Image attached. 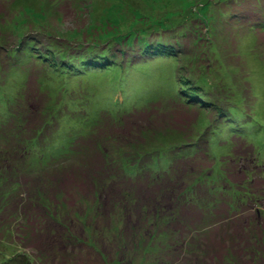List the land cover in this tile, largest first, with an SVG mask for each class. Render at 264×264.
<instances>
[{
  "label": "rangeland",
  "instance_id": "obj_1",
  "mask_svg": "<svg viewBox=\"0 0 264 264\" xmlns=\"http://www.w3.org/2000/svg\"><path fill=\"white\" fill-rule=\"evenodd\" d=\"M0 11V124L10 119V107L19 118L23 113L25 120L44 113L41 117L46 121L42 130L20 146L24 160L17 167L30 179L37 178V184H43L50 195L43 199L27 188L23 203L28 206L20 212L40 213L38 207L41 212H48L45 217H37L45 226L44 235L35 236L36 242L30 237L31 246L24 245L17 235L27 224L17 209H8L5 220L0 217V263L16 256L18 259L29 257L34 264H103V252L109 255V264H170L175 257L180 264H197L199 257L194 261L197 250L184 252L170 245L171 233L152 228L136 235L127 230L124 227L129 219L126 196L137 191L132 182L134 185L138 179L144 182L141 184L143 198H149L152 192L145 181L156 175L162 178L169 172L170 164L157 166L156 162L149 161V152L167 143L175 144L190 132L193 138L204 126L205 131L211 129L213 114L217 116L218 112L215 113L217 109L205 111L210 97H215L213 102L217 106L223 102L240 107L241 120L247 123L241 126L247 129L243 136L261 156L257 162L248 149L245 152L250 157L240 160L230 150V140L219 141L222 138L214 134L209 147L215 164L230 170L245 167L248 174L264 170V29L249 28V25L264 26V0H0ZM28 37L39 40L34 41L37 46L32 45V49L51 50L48 56L51 59L70 57L71 66L82 63L78 56H87L96 63L94 51L102 46L105 49L98 58L108 59L113 70L92 77L88 73L81 79L72 74L68 78L60 77L53 72L52 80L43 82L38 71V78L35 74L28 75L29 69L37 70L38 65L28 60L24 64L15 61L19 52L12 49ZM161 38L167 45L169 40H177L186 47L172 62L180 77H185L186 82L191 79L199 86L198 93L203 94L199 100L204 107H192L182 95H172L166 90L171 66L163 59L143 63L134 70L126 69L132 63L129 56L144 47L151 49L163 44L158 42ZM176 47L181 49L179 45ZM9 60L14 65L8 67ZM52 62V66L60 67L58 61ZM144 69L151 72V78L144 75ZM65 74L68 76V72ZM158 98L160 102L147 103ZM99 111L101 116L95 121ZM181 116L182 120H178ZM69 136H74L69 145L74 151L60 152ZM96 140L107 146L106 162L110 156L117 158L111 167L135 164L140 157L135 151L145 155L135 172L128 175L130 182L123 185L116 178L115 183L108 184L112 188L102 193L100 203L98 195L89 200L54 195L51 184L43 183L44 178L56 175L62 166L98 154ZM121 155L125 156L123 161ZM145 161L153 163L152 170ZM219 171L213 169L212 173ZM25 188L21 187L24 191ZM242 188L235 201L238 202L239 196L246 199L241 203L246 208L251 206L246 213L253 212L255 206L264 212V193L247 199L242 195L245 192ZM109 191L116 199L108 197ZM131 218L141 220L134 214ZM182 234L185 235L184 231L177 230L172 235ZM206 238L212 239L211 234ZM194 239L204 241L203 237ZM23 240L28 242L27 238ZM168 247L177 252L170 251L167 257L164 250Z\"/></svg>",
  "mask_w": 264,
  "mask_h": 264
},
{
  "label": "trees",
  "instance_id": "obj_2",
  "mask_svg": "<svg viewBox=\"0 0 264 264\" xmlns=\"http://www.w3.org/2000/svg\"><path fill=\"white\" fill-rule=\"evenodd\" d=\"M249 26L250 29L254 27L264 29V26L261 25ZM36 36L39 38L38 35ZM30 37L24 42L18 41L17 45L19 44V47L13 48L12 51L19 53L16 57L12 54L11 59L15 57L16 63L20 64H24L28 60L29 63L38 65L39 68L37 70L30 68L28 75L35 74L34 77L38 78L36 74L38 71L39 78H43V82L51 81L50 74H53V72L57 73L60 77L65 76L68 78L72 74L74 77L81 79V77L86 76L88 73H91L92 77L95 74H106L113 70L109 66L110 64L107 63L108 59L102 61L98 58L102 57L100 56V54L102 55L101 50L105 49L101 48L102 46L99 50L94 51L96 55H93V57L96 63L89 61L87 56H78L82 63L76 66L73 63L72 65L74 66H71L70 57L59 56L56 59H51L50 57L48 58L51 50L47 48H44V50L32 49V45L36 44L34 41L38 39H30ZM161 40L163 38L158 42L163 44L156 45L155 47L151 46V49L144 47L141 51H138L131 57L129 56L132 63L127 64L126 69L134 70L139 68V65L143 63L146 64L156 59H163L166 61L165 63H169L171 66L170 84L166 86V90L172 95H182L192 107L203 106V101L199 100V97L202 98L203 96V94L198 93L199 86L195 84L196 82H191V79L186 78V82L185 77H180L172 62L177 59V55L184 53L186 47L180 45L177 40H169L168 45ZM152 42L155 41L151 40ZM176 45H179L181 49H178ZM36 46L35 48H37ZM89 50L90 48L84 52ZM174 54L176 57H174ZM9 55H11V52H9ZM50 60L54 62L58 61L57 64L60 67L52 66L53 62ZM97 63L100 65H95ZM7 65L8 67L14 65L13 61L9 60ZM93 68L95 69L92 70ZM143 71L145 76L152 77L150 71V73L145 69ZM65 72H68V76H66ZM48 96L50 99L53 98L50 94ZM214 98L210 97L212 100H206L208 104L210 103L207 105V108L203 106L205 111L217 109L215 113L218 112L217 116L213 114V124L211 125V129L208 128L210 129L209 131H207L208 129L205 131L204 126V130L193 138V132H190V134L188 133L189 135H182L181 137L183 138L178 140L179 142L158 146L147 154L150 155L149 161L156 162L157 166L170 164L169 172L167 170V174L162 178L156 175L153 179L150 178L145 181L146 187L151 188L150 192H152L151 196L146 199L143 198L145 196L142 195L141 191V184L144 183L143 180L138 181L137 179L134 185L132 182V186L137 191L132 194H129L130 192L127 193L125 208L129 219H126L124 227H127V230L133 231L136 235L141 230L151 231L152 228L156 229L157 232L171 233L170 245H174L184 252L197 250V253H194V261L199 257L196 260L198 261V263L196 262L197 264H264V212L255 206L252 208L253 212L247 214L251 206L246 208L241 204L246 199L239 196L238 202L235 201V197L241 187H243V190L245 189L242 195L244 194L243 197L245 198L248 197L247 199L256 194L262 195L264 193V183H261V180L264 179V175H262L264 174V170H261V173L258 174H248V171H245V167H240L238 170H230L227 167L220 168L215 164V158L210 153V140L214 134H216V137L220 136L222 138L219 141H222L223 138H228L230 140V150L240 160L245 158V156H249L245 152H248V149L255 156L257 162H260L258 157L260 154L258 149L243 136V132L247 129L241 126L247 125V123L246 120L243 122L241 120L240 107L233 104L226 105L223 102H221L220 106H217L216 101L213 102ZM155 102H160V98L155 101L149 100L147 103ZM2 103L4 102L2 101ZM9 112L10 119L0 124V133L2 135L0 136V142L3 141L2 146L0 145V217L3 216L5 220V213L8 209L15 211L17 209L21 220L27 223L26 227L22 226L20 228L17 235L22 239L24 245L31 246L30 241H32V238L30 237L33 236L36 242L35 236L42 237L44 235L43 229H45V226L40 223L37 217L39 215L45 217L48 212H41L40 207H38L37 212L41 214H32L30 211L23 210V215L20 212L22 208L28 206L27 203H23L27 188H30L35 195L42 196L41 198L43 199L50 195L43 184H37L35 181L37 178L30 179L26 173L17 167V163L24 160L23 148L21 149L20 146L22 143L26 144L38 131L42 130L41 128L44 127L46 118L41 117L44 114L42 113L34 118L28 116L29 120H25L23 113L19 114L21 116L19 118L11 107ZM99 113L100 111L96 113L95 121L101 116ZM177 119L182 120V116L180 119ZM2 131H4L3 134ZM73 137L69 136L70 141L66 137L62 150H59L60 152L68 150L70 153V151H74V149L69 148L70 143L74 139ZM112 137L115 138L116 136ZM17 139L20 140V143ZM59 143L61 144L60 139ZM96 146L98 154L87 158V160L81 158L78 163L71 162L66 166H62L57 173L54 172L56 175L52 174L49 176L50 178L45 177L43 183L49 182L51 184L50 190L54 192V195L60 194L64 198L70 196L73 199L74 197H79L78 200L96 199L98 195L101 198L100 200L97 198L100 203V201H103L102 193L112 188L108 184L115 183L116 178L121 179L120 184L123 185L126 182H130L128 175L135 172V167L138 166L140 160L145 156H142L139 151H135L136 156H140L137 158L138 160L135 164H129V167L124 165L121 168L118 166L111 167V163H115L117 158L110 156L109 161L106 162L109 157L107 146L104 145L103 141L99 140H96ZM78 153L80 152L78 151ZM136 156L134 155L133 157L136 158ZM123 158L125 156L121 155V161H123ZM150 164L153 163L149 162L145 165H149L147 168L152 170ZM217 168L220 169L219 173H212L213 169L216 171ZM162 185L163 187H161ZM21 187H26L25 191ZM107 194L108 197L116 199V196L112 192L109 191ZM247 194L249 196H246ZM119 204L122 205V203ZM244 213L247 214L245 218L242 216ZM132 214L140 216L141 220L132 219ZM152 218L153 220L151 221ZM177 230L184 231L185 235L173 236L172 234L177 233ZM209 233L212 239L207 241L206 236ZM187 236H189L188 239H186ZM195 237H203L204 241H196ZM26 238L28 240L27 243L23 240ZM170 251L177 252L168 247V249L164 250L167 257ZM101 254L104 259L103 264L105 262L109 264V255L103 252ZM111 262H113L112 259ZM191 263L194 264V262ZM0 264L34 263L29 257L18 259L15 256L5 258ZM170 264H180V260L175 257L171 260Z\"/></svg>",
  "mask_w": 264,
  "mask_h": 264
}]
</instances>
